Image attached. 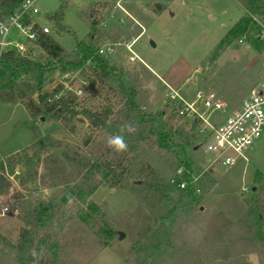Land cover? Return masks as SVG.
Here are the masks:
<instances>
[{
  "label": "rangeland",
  "instance_id": "rangeland-1",
  "mask_svg": "<svg viewBox=\"0 0 264 264\" xmlns=\"http://www.w3.org/2000/svg\"><path fill=\"white\" fill-rule=\"evenodd\" d=\"M65 1L62 28L53 16L63 0L35 4L36 19L52 27L64 52L54 58L35 48L40 66L19 76L0 68V162L39 154L33 197L51 204L47 215L74 214L39 264H264V139L236 165L222 166L209 160L201 124L185 108L196 102L204 111L197 94L215 92L229 108L216 113L222 118L248 96L264 75L261 15L248 13V0H130V15L116 0ZM247 17V27L234 30ZM79 42L94 50L83 64ZM107 43L115 52L103 57L98 48ZM90 58L97 65L87 68ZM122 82L137 89L147 114L163 112L175 128L193 132L185 155L153 145L121 154L107 147L110 134L91 125L85 110L115 118ZM60 97L77 115L46 112ZM82 158L103 170L83 168ZM23 172L22 164L13 173L0 168L11 181L2 202L30 196ZM24 226L17 215H0V264H19Z\"/></svg>",
  "mask_w": 264,
  "mask_h": 264
},
{
  "label": "trees",
  "instance_id": "trees-1",
  "mask_svg": "<svg viewBox=\"0 0 264 264\" xmlns=\"http://www.w3.org/2000/svg\"><path fill=\"white\" fill-rule=\"evenodd\" d=\"M7 2L8 5H6L5 8L6 12L9 13L12 11L17 0H7ZM66 6L67 2L63 0L60 11L53 16L60 28H62V20L64 18ZM246 8L249 14H259L261 15V19H264V0H248ZM246 19L245 26H237L234 30L241 33L249 23L250 18L247 17ZM39 43L41 48L54 58L59 57L65 50L63 45L50 34H44ZM78 48L79 54L82 56L80 64H83L94 50L91 46L82 42L78 43ZM39 66V62L19 57L13 52L5 53L0 60V68L9 71L15 76H19L25 72L27 73ZM112 75L118 78L117 72H112ZM120 88L124 101L121 104L117 116L111 118L106 111L86 109L85 115L89 119L91 125L105 130L109 134H113L118 131V126L121 123L133 121L137 125L138 130L135 135L125 137L128 144L127 151H134L141 145H153L168 151L174 150L178 155H185L187 147L191 145L190 142L194 137L193 132L186 133L183 129L175 128L173 121L165 118L163 112L157 115L147 114L137 100L138 92L134 86H129L125 82H122ZM39 111L40 110L35 111L34 114H40L38 113ZM46 112L52 114L55 118L65 119H67V116L71 119V117L77 115L75 108H73L70 102L64 97H60L52 103H47ZM196 123L197 122L194 120L193 124ZM38 144H40V142H38ZM191 150H196V146L192 145ZM14 155L15 156L9 159L8 163L4 161L0 162V168L2 171H10L13 173L18 164H22L24 167L21 183L27 185L30 196L14 198L11 206L19 207L20 213L17 216L25 223V226L21 230L20 240L17 245L19 264H34L35 258L30 254L31 250L40 253L41 249H43L44 254L47 250L57 247L62 230L67 222L73 218L74 214L69 210H65L60 216L56 213V210H52L50 215H47L46 211L51 207V204L37 202L33 197V192L36 189L35 184L38 178L36 160L39 158V154L36 153L34 156H29L27 153L23 156ZM81 164L83 168H86L90 164V171L97 170L100 172L103 170L102 166L90 163L85 158L81 159ZM106 167L111 168V162H107ZM186 178L188 179V176ZM186 178L181 177L178 183L184 181ZM10 187L11 181L5 175H0V196L6 193ZM90 207H96V205L91 203ZM79 215L83 219L87 217L83 213ZM47 223H51L49 229L42 237L38 236L39 229L44 227Z\"/></svg>",
  "mask_w": 264,
  "mask_h": 264
},
{
  "label": "built area",
  "instance_id": "built-area-1",
  "mask_svg": "<svg viewBox=\"0 0 264 264\" xmlns=\"http://www.w3.org/2000/svg\"><path fill=\"white\" fill-rule=\"evenodd\" d=\"M38 0H17L12 11L6 12L7 0H0V60L5 53L13 52L19 57L34 60V49L40 47V39L44 34H50L53 29L49 24L40 23L35 16V4ZM130 0H116L118 9L130 15L125 3ZM131 50V45L128 44ZM113 43L101 45L98 53L103 57L113 55ZM93 58L88 60V67H95ZM86 67V66H85ZM82 91L80 90V93ZM197 101L204 111L195 107V103H187L185 107L193 115L196 122L201 124V145H205V153L211 161L225 167L236 165L240 159L246 158L252 150L264 139V75L250 90L248 96L239 107L222 118L216 113L226 114L227 104L215 92H199ZM17 171V174H20ZM13 179V176H9ZM185 187V183L182 184ZM0 196V215H18V206L10 202H2Z\"/></svg>",
  "mask_w": 264,
  "mask_h": 264
},
{
  "label": "clouds",
  "instance_id": "clouds-1",
  "mask_svg": "<svg viewBox=\"0 0 264 264\" xmlns=\"http://www.w3.org/2000/svg\"><path fill=\"white\" fill-rule=\"evenodd\" d=\"M138 127L133 121H125L118 126L116 133L110 134L106 140V145L115 154H121L128 150L126 136L135 135ZM44 250L40 253L31 250L30 254L35 258L34 264H39V259L42 258Z\"/></svg>",
  "mask_w": 264,
  "mask_h": 264
},
{
  "label": "water",
  "instance_id": "water-1",
  "mask_svg": "<svg viewBox=\"0 0 264 264\" xmlns=\"http://www.w3.org/2000/svg\"><path fill=\"white\" fill-rule=\"evenodd\" d=\"M154 6L158 10H161L163 8V6H162V4L160 2H155ZM172 14H174V13L172 12ZM150 44H151V46L156 47V43H155V41L153 39H150ZM44 119L45 118L42 117V120H44ZM199 147H200V145H197L196 149H198ZM118 233H119V239H124L125 238V236H126L125 232H123L122 230H119Z\"/></svg>",
  "mask_w": 264,
  "mask_h": 264
}]
</instances>
